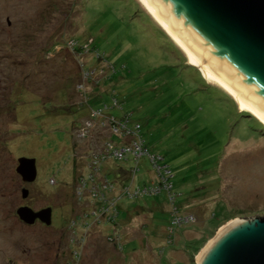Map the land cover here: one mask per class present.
<instances>
[{
	"label": "rangeland",
	"instance_id": "1",
	"mask_svg": "<svg viewBox=\"0 0 264 264\" xmlns=\"http://www.w3.org/2000/svg\"><path fill=\"white\" fill-rule=\"evenodd\" d=\"M159 29L139 0H0V264H68L69 240L82 237L86 243L72 244L79 254L73 264H195L222 224L264 216V124L242 116L246 110L206 78L213 87H205L196 69L182 67L186 54ZM113 95L119 105L109 112L142 123L173 183L170 197L118 201L117 245L105 237L114 222L85 215L108 192L75 193L82 173L107 177L114 193L116 180L130 181L134 162L102 160L98 134L109 138L108 130L86 119L93 113L86 101L111 106ZM81 130L86 136L78 139ZM93 149L100 151L96 163ZM25 153L38 159L37 186L26 199L15 171L16 156ZM139 168L135 185L143 186L154 177L148 157ZM50 183L58 230L39 224L27 232L13 212L7 216L17 203L49 205ZM173 212L193 221L173 225ZM85 221L90 228L80 226Z\"/></svg>",
	"mask_w": 264,
	"mask_h": 264
},
{
	"label": "water",
	"instance_id": "2",
	"mask_svg": "<svg viewBox=\"0 0 264 264\" xmlns=\"http://www.w3.org/2000/svg\"><path fill=\"white\" fill-rule=\"evenodd\" d=\"M145 2L210 75L264 119V0ZM18 162L17 172L33 180L35 159L25 156ZM22 195L27 197L26 190ZM17 213L26 223L40 218L51 224V207L21 206ZM216 232L195 264H264V216L230 219Z\"/></svg>",
	"mask_w": 264,
	"mask_h": 264
},
{
	"label": "built area",
	"instance_id": "3",
	"mask_svg": "<svg viewBox=\"0 0 264 264\" xmlns=\"http://www.w3.org/2000/svg\"><path fill=\"white\" fill-rule=\"evenodd\" d=\"M94 72L95 71H91ZM93 73V74H94ZM89 74V72H87ZM93 110V115L91 114L94 122V127H98L95 125V118H100L102 116L101 110L100 109H92ZM91 110V111H92ZM97 113V115H95ZM90 120V119H88ZM119 127H110V129L104 128V124H100V132L102 130H108L111 132H115L118 135L121 136L120 141L113 140L109 135L106 134V131L104 135L109 136V138H106L105 136L100 137V144H105L106 145V154L101 155L102 160H104V156L109 157L110 159L113 160H122V161H129L131 159L134 161V165L132 167L127 168V176L128 179L130 180L129 182H125L124 180H116V183L118 185V189L115 190L113 189V183L108 180L106 177L103 181L98 180L95 178L94 180V174L91 173L87 178V175H82L80 174L78 176V183L75 186V193L77 190V193L80 194V197L82 196V191L84 189H88V192L90 193V197L94 198L95 194H98L100 192H108L109 195H106L103 197V202L102 204L98 203V205H95V207L90 210V211H85L86 216H90L91 218L98 217L99 221H101V218H104L107 216L106 222H114L116 223V216L117 211L119 210L120 203L118 202L121 198H139L140 196L144 195H152V194H158L162 192H166L170 194L172 192V184L170 182L172 174L170 167L164 163L162 160L161 156H158L155 153H152L151 151H148L145 141L142 140L140 134H138L139 131V125L136 124L138 127L136 130H129V127H126V121L118 120ZM84 130H81L76 137L79 139L85 138L86 132H83ZM97 145V146H98ZM92 151V159L96 163L99 159L96 158V155L100 152L95 149L91 150ZM147 156L150 159L151 162V167H153V172H154V177L150 178L148 183H144L143 186H136L135 185V175L138 172L139 168V161L141 158ZM157 160H160L158 162ZM174 218L172 219L173 225L177 224H185V222H192L193 221V215L191 214H185V216H182L178 213H174ZM192 218V219H191ZM101 223H103L101 221ZM100 223V224H101ZM113 223V224H114ZM75 221H72V225L75 226ZM83 229H88L91 226H89L88 222H84L83 224L80 225ZM172 227H170L171 229ZM116 230V229H115ZM118 232V231H117ZM116 233V232H115ZM119 236L116 235V240ZM85 241V238H81V241ZM119 244V243H118Z\"/></svg>",
	"mask_w": 264,
	"mask_h": 264
},
{
	"label": "trees",
	"instance_id": "4",
	"mask_svg": "<svg viewBox=\"0 0 264 264\" xmlns=\"http://www.w3.org/2000/svg\"><path fill=\"white\" fill-rule=\"evenodd\" d=\"M140 16H141V14H139ZM133 17H136V16H133ZM137 17H139V16H137ZM159 31L160 32H162L160 29H159ZM164 35H165V33L164 32H162ZM172 43V42H171ZM173 45H174V43H173ZM174 47L176 48V46L174 45ZM176 50L178 51V53L180 54V51H179V49H177L176 48ZM171 52H173V51H171ZM176 53V52H175ZM180 56H181V58H182V54H180ZM182 65H184V66H182V67H184V68H192V69H196V72H197V74L198 75H200L201 76V80L203 81V84L205 85V87H206V85L207 86H209V84H207L206 83V80L204 79V77H203V75H201L200 74V71L198 70V68H196L195 66H192V65H187L186 63H183ZM98 67V66H97ZM169 67V66H168ZM99 68V67H98ZM94 70V69H93ZM93 70H91V71H93ZM90 72V71H89ZM197 86L199 87L200 85L199 84H197ZM209 87H213V86H209ZM217 88V87H216ZM218 89V88H217ZM218 90H220L221 91V89H218ZM222 92H224V91H222ZM224 94H226L227 95V97H229L230 99H231V101L233 102L234 100H233V98L231 97V96H229V94L225 91L224 92ZM98 100V99H97ZM112 105L111 106H109L106 102H103L102 103V105H100V106H93L94 104L92 103V102H88V101H86L85 103L86 104H89V112L87 111V114H89L90 115V113H91V110L92 109H100L101 110V113H102V116L100 117V118H95L96 120H94L95 121V125H97L98 126V129L100 130V127H101V125L100 124H104V128H106V129H110V127L109 126H111V127H119V124H118V120H122V121H126V127L128 126L129 127V130H136L138 127L136 126V124L137 125H139V131H138V134H140V136H141V138H142V140H144L145 141V145H146V147H147V149H148V151H151L152 153H155V154H157L158 156H161L162 157V160L161 161H163L164 163H166V161H165V157H164V155H162L161 153L159 154L158 152H156V151H153L151 148H150V146L148 145V143L146 142V139H145V136L142 134V127H143V125H142V123H140L138 120H133L132 118H131V116H130V114H125V115H123L122 117H117V116H115L114 114H112V113H110L109 112V109H110V107H113V106H117V105H119V101H117V99H116V97L113 95V97H112ZM93 104V105H92ZM96 104V103H95ZM233 104H234V102H233ZM81 106V105H80ZM82 106H84V105H82ZM88 109V108H87ZM242 114H245V115H242V116H244V117H250V118H253V119H255L256 121L258 120L257 118H255L250 112H246V111H243V112H241ZM247 117V118H248ZM92 117H86V119H91ZM86 119H84L85 121H86ZM258 122V121H257ZM259 123V125H261V126H263V124L261 123V122H258ZM106 134L107 135H109L113 140L115 139V140H117V141H120V140H122L121 139V136L120 135H118L117 133H113V132H111V131H106ZM98 136H99V142H100V135L98 134ZM78 138V137H77ZM76 138V139H77ZM79 139V138H78ZM147 157V156H146ZM142 159V158H141ZM140 159V160H141ZM75 161H76V159H75ZM158 162H160V160H157ZM134 162V161H133ZM150 163V166H151V162H150V159L148 158V164ZM167 165H168V163H166ZM134 165V163L132 164V165H130L129 167H132ZM138 165H139V167H140V161H139V163H138ZM169 166V165H168ZM170 167V166H169ZM153 168V167H152ZM170 170H171V168H170ZM171 174H172V170H171ZM136 176V175H135ZM134 179H135V177H134ZM170 182H171V180H170ZM75 183L77 184L78 183V176H75ZM171 184H172V187H171V189L173 188V183L171 182ZM173 190V189H172ZM158 194H160V193H158ZM152 195H155V194H152ZM119 208H121V207H119ZM175 212V211H174ZM174 212L172 213V215H171V219H173L174 218ZM179 214V213H178ZM182 213L180 212V215H181ZM182 216H185V215H182ZM75 221V223L78 225L79 224V222H78V220H76L75 218H73L71 221ZM171 223H173L172 221H171ZM108 224H110V223H108ZM115 225V229L114 230H111V231H108L107 232V234H106V236L105 237H107V239H106V241H107V243L108 242H111L113 245H117L118 243L116 242V235H118L119 236V232H120V230H119V228H118V225H117V223H115L114 224ZM118 231V232H117ZM116 232V233H115ZM78 241V242H77ZM86 241H87V237H85V241H83V242H85L86 243ZM74 242H77V245L78 244H81V239H77V238H72L71 240H69V248L71 249L70 250V259H66V263H68V264H73V262H75L76 261V258L79 256V254H78V251H77V249L76 248H74V249H72V244L74 243ZM119 246V245H118Z\"/></svg>",
	"mask_w": 264,
	"mask_h": 264
},
{
	"label": "flooded vegetation",
	"instance_id": "5",
	"mask_svg": "<svg viewBox=\"0 0 264 264\" xmlns=\"http://www.w3.org/2000/svg\"><path fill=\"white\" fill-rule=\"evenodd\" d=\"M30 157V158H34L35 159V161H36V172H37V170H38V159L36 158V157H34L33 155H31V154H27V153H25V155L24 154H19L18 156H16V159H17V162H18V160H19V158H21V157ZM18 165H19V162H18V164L16 165V168H15V171H16V173H18L17 172V167H18ZM19 174V176H20V179H21V181H20V190H21V192L23 191V190H26V192H27V194H29L30 192H31V188L32 187H36L37 186V175H38V172H37V174H36V177L33 179V180H24L23 179V177L21 176V174L20 173H18ZM56 186H55V184H53V183H50L49 184V186L47 187V189H46V194H47V196H50V199L52 200V199H54V192L56 191ZM28 196V195H27ZM26 199V198H25ZM21 206H30V205H28V204H26V203H17L16 204V206H13V207H10V206H8V210H6L5 212H7V216H9L12 212L14 213L13 214V217L14 218H16V222H18L19 223V225L23 228V229H26L27 230V232H28V230H30L29 228H31L32 226H36V225H39V224H45L40 218L39 219H36L33 223H26L24 220H22L21 218H19V215H18V213H17V210H18V208H20ZM30 207H32V206H30ZM47 207H51V213H50V217H51V224H49V225H46L47 227H53V228H56L55 227V225H54V221H55V216H54V214L56 213V211L60 208V207H58L55 203H54V200H52L51 201V203L49 204V205H45V206H42V207H39V208H33V210L34 211H39V209H42V208H47ZM57 214V213H56ZM57 230H58V228H56ZM65 230V229H64ZM0 232H1V230H0ZM61 237H58V245L59 244H61V242H62V239H60ZM67 241V240H66ZM26 247V246H25ZM25 247H23L22 248V250L23 251H26L25 250ZM28 252V251H27ZM65 253H66V250H65V248H64V252H63V254L61 253L60 254V256H62L63 257V255H65ZM55 261V263L54 264H59V262L55 259L54 260Z\"/></svg>",
	"mask_w": 264,
	"mask_h": 264
},
{
	"label": "bare ground",
	"instance_id": "6",
	"mask_svg": "<svg viewBox=\"0 0 264 264\" xmlns=\"http://www.w3.org/2000/svg\"><path fill=\"white\" fill-rule=\"evenodd\" d=\"M141 4L144 6L145 10L148 11V13L151 15L153 20L157 21V23L160 25V27L163 29L164 32H166L168 35H170L171 39H173L174 43H176L177 46L182 50L184 54L187 56V62L192 63L194 65H197L199 68V71L202 72V74L205 76L206 80L210 82H214L216 85L220 86L224 91H227L230 96L233 97L235 102L237 103L238 107L242 110L249 111L255 118H257L259 121H261L264 124V119L260 115H258L251 107L247 106L245 103L241 101V99L238 96H235L225 85L223 86L214 76L210 75L209 72L205 69V67L202 64H199L195 58L187 52V50L184 48L182 43L179 41L178 38L171 32L165 24L160 21V19L156 16V14L149 8L145 0H139Z\"/></svg>",
	"mask_w": 264,
	"mask_h": 264
}]
</instances>
